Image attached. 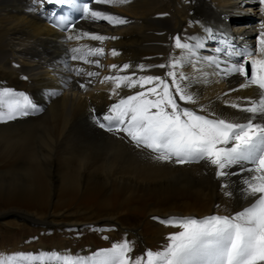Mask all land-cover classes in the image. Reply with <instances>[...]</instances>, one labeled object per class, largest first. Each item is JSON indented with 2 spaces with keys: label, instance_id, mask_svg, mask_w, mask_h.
Segmentation results:
<instances>
[{
  "label": "bare ground",
  "instance_id": "obj_1",
  "mask_svg": "<svg viewBox=\"0 0 264 264\" xmlns=\"http://www.w3.org/2000/svg\"><path fill=\"white\" fill-rule=\"evenodd\" d=\"M43 3L0 0V90L23 92L40 109L0 122V202L10 207L0 210V224L12 220L4 234L13 239L0 248V257L52 252L87 256L107 249L96 243L98 237L110 236L138 244L132 252L136 257L148 249H161L169 234L180 230L161 220L171 216H230L252 202L240 191L242 176L217 177L215 167L205 162L154 160L149 150L137 148L122 132L101 128L94 117L106 114L121 97L140 90L121 88L117 90L119 95H112L114 84L102 83L104 76L118 72L164 76L168 68L151 67L141 72L138 66L167 64L170 56H178L180 50L174 48L173 39L177 35L182 39L200 37L205 44L200 55L228 62L239 60L243 47L248 51L258 49L264 5L255 0L92 2L94 10L118 15L128 22L114 26L86 16L70 31L62 32L44 19ZM245 3L249 6L244 8ZM33 8L35 11L30 10ZM81 32L118 38L102 42L89 37L66 39ZM81 45L104 49L107 65L104 55L88 57L91 61L98 59L100 65L105 63L104 71L95 63L70 59L69 50ZM113 49L118 55H112ZM113 64L118 68L110 69ZM124 64L131 67L120 72ZM77 67L84 73L76 75ZM89 71L99 75L88 77ZM182 71L197 77L198 82L190 89L197 103L178 102L199 114H204L200 112L203 106L220 118L243 122L247 114L225 101L243 104L242 98H258L255 86L239 88L245 82L239 75L222 78L206 65V77L191 66ZM82 83L86 89L80 87ZM229 192L231 195H226ZM27 222L40 224L38 232L49 236L44 238L46 242L43 238L30 244L15 241L17 235L24 236L33 229ZM124 224L134 236L120 231ZM84 228L89 232L85 241L92 244L78 251L66 242H56L53 236L66 230L67 240L73 241Z\"/></svg>",
  "mask_w": 264,
  "mask_h": 264
},
{
  "label": "snow or ice",
  "instance_id": "obj_2",
  "mask_svg": "<svg viewBox=\"0 0 264 264\" xmlns=\"http://www.w3.org/2000/svg\"><path fill=\"white\" fill-rule=\"evenodd\" d=\"M47 2L63 5L73 0ZM92 2L110 5L128 3L129 0ZM255 2L264 5V0ZM30 10L35 11L34 8ZM83 13L93 21L103 20L114 26L128 22L118 15L94 10L88 3L83 5ZM65 23L67 19L60 17L57 26ZM260 27L258 49L239 53L240 59L235 62L200 55L199 50L205 47L200 37L182 39L179 35L175 36L174 48L180 50L178 56H170L167 64L138 66L141 72L151 67L168 68L164 76H137L135 72L104 76L102 83L111 81L114 84L112 95H119L117 90L121 88L140 90L133 95L121 97L109 107L106 114L94 117L101 128L107 127L108 131L115 133L122 132L137 148L149 150L154 160L175 164L205 162L215 167L217 177L242 176L240 191L244 199L252 198L247 207L230 216H171L161 220V223L180 230L170 233L167 244L161 249H148L136 257L132 256L134 244L125 239L87 256L56 252L39 255L19 253L0 257V264H32L34 261L41 264L46 261L57 264H264V23ZM83 37L100 42L118 38L81 32L69 35L66 39L79 40ZM69 51L73 61L102 66L98 59H88L103 56L105 53L102 47L81 45ZM112 55L118 53L113 49ZM205 65L213 67L214 74L222 78L233 75L243 77L245 82L240 84V89L252 86L258 89L257 99L242 98L243 104L225 101L230 107L247 114L243 122L220 118L203 106L200 112L204 114H199L178 102L197 103L196 96L190 91L192 84L198 82L197 77L186 74L182 69L191 66L194 72L206 77L207 73L203 72ZM246 65H250V75ZM109 67L118 68L115 64ZM130 67L124 64L119 71L123 72ZM74 71L78 76L84 73L81 67ZM86 75L94 77L99 73L89 71ZM86 86L84 83L80 85L85 89ZM38 111L39 107L25 93L10 88L0 90V122ZM244 173L248 175L244 176Z\"/></svg>",
  "mask_w": 264,
  "mask_h": 264
},
{
  "label": "rangeland",
  "instance_id": "obj_3",
  "mask_svg": "<svg viewBox=\"0 0 264 264\" xmlns=\"http://www.w3.org/2000/svg\"><path fill=\"white\" fill-rule=\"evenodd\" d=\"M246 6H249V4L245 3V4H243L242 7L245 8ZM248 8H250V7H248ZM243 11H246V10H243ZM250 15H253L252 11H250ZM106 56H108L107 53L104 54V62L107 65L108 61H106V59H107ZM105 63H103L104 65L102 64V66H101V70H103V71L105 70V67H106ZM208 171L209 170H206L207 173H209ZM15 207L17 208V206H15ZM8 208H10L8 204L0 202V210H7ZM5 221H6L5 222L6 224L5 223L0 224V228H1L0 229V248L3 245H5L6 243H10V242L13 241L12 238H10L9 236L4 234L5 233L4 229L7 228V224H9L12 220L10 218H8ZM27 224L30 225V226H33V229L31 230V232L26 233L24 236H22L21 234L17 235V237L15 239L16 242L22 241V242H24L26 244H30V243H33V242H36V241L42 242V240H44V238L46 239V237L47 238L49 237V236H45L44 234H41V233L38 232L40 224H37V223L33 224V223H29V222H27ZM121 224H123V223H121ZM121 226H123V227H119V228H120V231L122 233H125V234H128V235H133V233L131 231H128L127 229L124 228L127 225L124 224V225H121ZM65 229H69V228H65ZM82 231L83 232H80L79 235L76 236L77 239H75L73 241H68L67 240L68 236H66V234L69 233V232H67L66 230L58 231V232H56L57 234H53V236L55 237L54 239L56 240V242H62V243L66 242V243H68L70 245L71 248H75L78 251L79 249L85 248L86 246H90V244H92V243H89L90 240L85 241V239H86L85 235H88V233H89V232H87L86 228H84ZM50 233L51 232H49L48 235H50ZM41 238H43V239L41 240ZM125 239L126 238L119 239V238H116L114 236L100 237V238L98 237L99 241H98V243H96V245H98L100 248H108V247H111L114 243L121 242V241H123ZM43 242H46V240H44ZM137 246H138V244L136 246H134V248L136 249Z\"/></svg>",
  "mask_w": 264,
  "mask_h": 264
}]
</instances>
